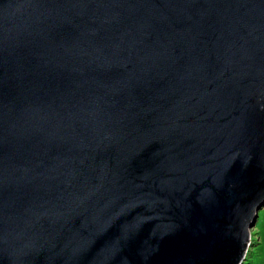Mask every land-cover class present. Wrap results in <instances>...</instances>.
<instances>
[{"label":"water","instance_id":"1","mask_svg":"<svg viewBox=\"0 0 264 264\" xmlns=\"http://www.w3.org/2000/svg\"><path fill=\"white\" fill-rule=\"evenodd\" d=\"M264 204V0H0V264H242Z\"/></svg>","mask_w":264,"mask_h":264},{"label":"rangeland","instance_id":"2","mask_svg":"<svg viewBox=\"0 0 264 264\" xmlns=\"http://www.w3.org/2000/svg\"><path fill=\"white\" fill-rule=\"evenodd\" d=\"M250 233V243L242 264H264V204L257 212V220Z\"/></svg>","mask_w":264,"mask_h":264}]
</instances>
